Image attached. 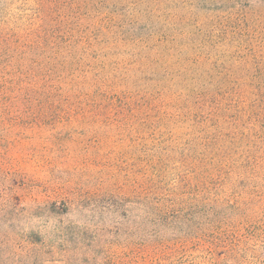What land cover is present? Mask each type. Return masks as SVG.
I'll return each instance as SVG.
<instances>
[{"label": "rangeland", "instance_id": "374dc122", "mask_svg": "<svg viewBox=\"0 0 264 264\" xmlns=\"http://www.w3.org/2000/svg\"><path fill=\"white\" fill-rule=\"evenodd\" d=\"M0 264H264V0H0Z\"/></svg>", "mask_w": 264, "mask_h": 264}, {"label": "trees", "instance_id": "16d2710c", "mask_svg": "<svg viewBox=\"0 0 264 264\" xmlns=\"http://www.w3.org/2000/svg\"><path fill=\"white\" fill-rule=\"evenodd\" d=\"M3 39H6V37L3 36Z\"/></svg>", "mask_w": 264, "mask_h": 264}]
</instances>
